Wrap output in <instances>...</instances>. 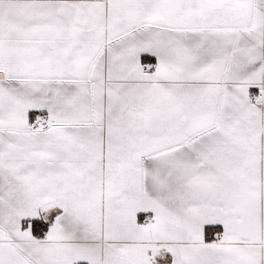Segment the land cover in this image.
<instances>
[{
    "label": "snow or ice",
    "instance_id": "snow-or-ice-1",
    "mask_svg": "<svg viewBox=\"0 0 264 264\" xmlns=\"http://www.w3.org/2000/svg\"><path fill=\"white\" fill-rule=\"evenodd\" d=\"M0 264H264V0H0Z\"/></svg>",
    "mask_w": 264,
    "mask_h": 264
}]
</instances>
